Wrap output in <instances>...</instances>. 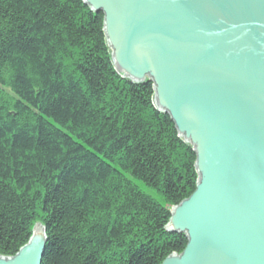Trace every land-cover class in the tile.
<instances>
[{
  "label": "trees",
  "instance_id": "16d2710c",
  "mask_svg": "<svg viewBox=\"0 0 264 264\" xmlns=\"http://www.w3.org/2000/svg\"><path fill=\"white\" fill-rule=\"evenodd\" d=\"M151 81L119 75L83 0H0V256L36 224L41 264H161L198 181ZM142 184L143 188L140 186Z\"/></svg>",
  "mask_w": 264,
  "mask_h": 264
},
{
  "label": "water",
  "instance_id": "95a60500",
  "mask_svg": "<svg viewBox=\"0 0 264 264\" xmlns=\"http://www.w3.org/2000/svg\"><path fill=\"white\" fill-rule=\"evenodd\" d=\"M103 14L115 71L154 84L195 152L194 192L166 226L161 264H264V0H83ZM45 228L0 264H41Z\"/></svg>",
  "mask_w": 264,
  "mask_h": 264
},
{
  "label": "bare ground",
  "instance_id": "6f19581e",
  "mask_svg": "<svg viewBox=\"0 0 264 264\" xmlns=\"http://www.w3.org/2000/svg\"><path fill=\"white\" fill-rule=\"evenodd\" d=\"M105 37H106V36H105ZM195 187H196V186H195ZM188 198H189V197H188ZM188 198H187V199H188ZM182 202H183V201H182ZM171 209H172V208H171ZM169 232H170V231H169ZM172 233H173V232H172ZM45 235H46V230H45Z\"/></svg>",
  "mask_w": 264,
  "mask_h": 264
},
{
  "label": "rangeland",
  "instance_id": "374dc122",
  "mask_svg": "<svg viewBox=\"0 0 264 264\" xmlns=\"http://www.w3.org/2000/svg\"><path fill=\"white\" fill-rule=\"evenodd\" d=\"M140 186L143 188L142 184Z\"/></svg>",
  "mask_w": 264,
  "mask_h": 264
}]
</instances>
